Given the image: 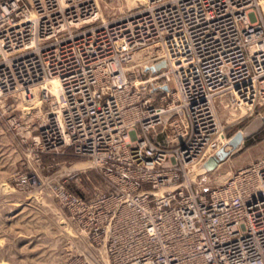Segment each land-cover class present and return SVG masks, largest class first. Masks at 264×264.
<instances>
[{"label":"built area","instance_id":"built-area-1","mask_svg":"<svg viewBox=\"0 0 264 264\" xmlns=\"http://www.w3.org/2000/svg\"><path fill=\"white\" fill-rule=\"evenodd\" d=\"M0 57V93L58 82L43 149L105 178L64 198L92 208L111 264H264V154L218 184L193 177L222 134L216 98L264 93L255 0H146L112 19L97 0H0Z\"/></svg>","mask_w":264,"mask_h":264},{"label":"rangeland","instance_id":"rangeland-1","mask_svg":"<svg viewBox=\"0 0 264 264\" xmlns=\"http://www.w3.org/2000/svg\"><path fill=\"white\" fill-rule=\"evenodd\" d=\"M255 1L264 21V0ZM97 2L106 19L123 16L141 4L139 0ZM135 72L140 75L141 67ZM43 85L34 86L40 90L31 105L22 89L0 93V264H111V241L94 236L92 208L85 210L76 200L64 198L73 194L89 199L105 188V178L88 157L68 147L43 149L41 126L57 94L48 87L51 100L47 99ZM215 106L222 134L207 157L222 148L229 154L215 168L204 167L208 158L198 165L193 177L202 186L225 181L264 154V98L237 119L232 118L237 106L226 96L216 98ZM254 122H260L258 128L233 148L230 138Z\"/></svg>","mask_w":264,"mask_h":264},{"label":"bare ground","instance_id":"bare-ground-1","mask_svg":"<svg viewBox=\"0 0 264 264\" xmlns=\"http://www.w3.org/2000/svg\"><path fill=\"white\" fill-rule=\"evenodd\" d=\"M80 1L84 2L86 0H80ZM139 1L141 3H143V2L145 3V0H139ZM193 9H195V3H192L189 5L188 11L190 12ZM48 87H51L54 91H58V82L56 80H52L48 83L47 82L44 83V85L42 86V88H44V89L48 88ZM30 90H31V92L27 93L28 97L25 95L26 96L25 100L26 101L28 100L27 103L31 105L32 103L36 102L37 94L39 93L40 87H32V88H30ZM263 95H264V93H263ZM263 95H261L260 100L264 98ZM236 106H237V108H236L235 112L232 113L233 119L240 118L241 116L246 114L249 111V109L252 108V105L250 103L245 102V101L238 103ZM30 107H32V106H30ZM49 110L50 111H48V113L52 112L51 108ZM258 126H259L258 122L253 123L248 128L246 133H248V134L253 133L258 128ZM209 154H210V152L209 153L207 152L206 155L204 156L203 160H206L208 158L207 156H209Z\"/></svg>","mask_w":264,"mask_h":264},{"label":"water","instance_id":"water-1","mask_svg":"<svg viewBox=\"0 0 264 264\" xmlns=\"http://www.w3.org/2000/svg\"><path fill=\"white\" fill-rule=\"evenodd\" d=\"M164 67H166V61L165 60H162L161 62L157 63L155 66H151V68L153 70H160V69H162ZM164 88L167 89L168 88V85H165ZM258 123L260 124V122H258ZM248 128L245 131H243L241 129L238 130L233 135V137L230 138V144L232 145L233 148L238 147L239 144L245 139V136L246 135H249L248 133H246L247 130H248ZM228 154H229V151L228 150H225L224 148L220 149L215 155L209 157L206 160V162L204 163V167L205 168H208V169L215 168L217 166V164L220 162V160L221 159H224Z\"/></svg>","mask_w":264,"mask_h":264}]
</instances>
